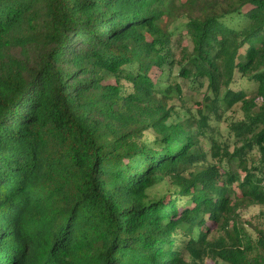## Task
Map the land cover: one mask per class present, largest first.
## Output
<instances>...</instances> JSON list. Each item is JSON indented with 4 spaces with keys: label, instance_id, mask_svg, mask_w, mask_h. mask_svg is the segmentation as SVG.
I'll use <instances>...</instances> for the list:
<instances>
[{
    "label": "trees",
    "instance_id": "trees-1",
    "mask_svg": "<svg viewBox=\"0 0 264 264\" xmlns=\"http://www.w3.org/2000/svg\"><path fill=\"white\" fill-rule=\"evenodd\" d=\"M255 153L264 0H0V264H264Z\"/></svg>",
    "mask_w": 264,
    "mask_h": 264
},
{
    "label": "rangeland",
    "instance_id": "rangeland-1",
    "mask_svg": "<svg viewBox=\"0 0 264 264\" xmlns=\"http://www.w3.org/2000/svg\"><path fill=\"white\" fill-rule=\"evenodd\" d=\"M223 21L228 24L229 26H241L246 22V19L243 15H232L229 17H226L223 19ZM181 34H176V42L178 43L177 52L180 55L183 48H187L188 50H192L193 44L191 42L190 37L186 34L185 30L182 29ZM236 83L234 85L235 89H243L246 91L248 97L250 98L253 96V91L257 88V82L250 80V79H244L239 76L236 78ZM206 87L202 88L201 95L197 96L198 100L202 98V95L205 93ZM187 91V90H186ZM193 94V91L188 90L186 92V96L191 97ZM261 99L257 100L258 105L261 104ZM241 105L237 104L232 107L231 110H229L225 117L224 122L221 127L222 131L227 134V129L232 121L241 119L242 117V111L240 109ZM227 136V135H226ZM233 139V138H230ZM233 151V146L231 148ZM249 167L253 166H259L262 165L264 167V163L261 162L260 154L255 153L252 161L249 163ZM171 188V185L168 183V181L160 182L155 187H153L149 192L151 197L159 198L163 194H165L169 189ZM239 214L241 218V222H243L245 228L249 233L253 235V237H256L254 228H261L264 229V205L261 204H250V205H244L241 206L239 209ZM206 264H214L212 261H208Z\"/></svg>",
    "mask_w": 264,
    "mask_h": 264
},
{
    "label": "built area",
    "instance_id": "built-area-1",
    "mask_svg": "<svg viewBox=\"0 0 264 264\" xmlns=\"http://www.w3.org/2000/svg\"><path fill=\"white\" fill-rule=\"evenodd\" d=\"M263 186H264V178H263Z\"/></svg>",
    "mask_w": 264,
    "mask_h": 264
}]
</instances>
